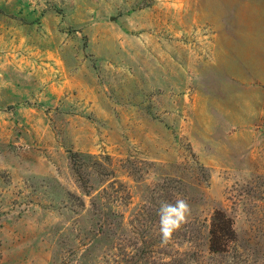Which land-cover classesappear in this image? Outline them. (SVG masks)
I'll list each match as a JSON object with an SVG mask.
<instances>
[{"label": "rangeland", "instance_id": "374dc122", "mask_svg": "<svg viewBox=\"0 0 264 264\" xmlns=\"http://www.w3.org/2000/svg\"><path fill=\"white\" fill-rule=\"evenodd\" d=\"M0 264H264V0H0Z\"/></svg>", "mask_w": 264, "mask_h": 264}, {"label": "clouds", "instance_id": "9594fccd", "mask_svg": "<svg viewBox=\"0 0 264 264\" xmlns=\"http://www.w3.org/2000/svg\"><path fill=\"white\" fill-rule=\"evenodd\" d=\"M191 207L182 196H177L174 202L161 201L157 210L159 217V234L162 244L169 242L173 234L188 222Z\"/></svg>", "mask_w": 264, "mask_h": 264}, {"label": "trees", "instance_id": "16d2710c", "mask_svg": "<svg viewBox=\"0 0 264 264\" xmlns=\"http://www.w3.org/2000/svg\"><path fill=\"white\" fill-rule=\"evenodd\" d=\"M209 249L214 252H222L228 244L235 239L232 221L222 211L215 210L209 228Z\"/></svg>", "mask_w": 264, "mask_h": 264}]
</instances>
